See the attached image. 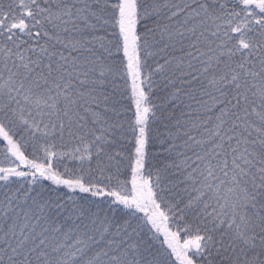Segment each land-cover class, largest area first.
Masks as SVG:
<instances>
[{"label": "snow or ice", "instance_id": "1", "mask_svg": "<svg viewBox=\"0 0 264 264\" xmlns=\"http://www.w3.org/2000/svg\"><path fill=\"white\" fill-rule=\"evenodd\" d=\"M0 264H264V0H0Z\"/></svg>", "mask_w": 264, "mask_h": 264}]
</instances>
